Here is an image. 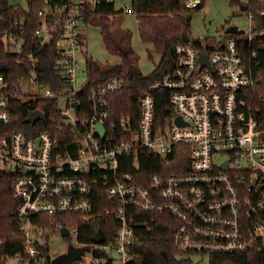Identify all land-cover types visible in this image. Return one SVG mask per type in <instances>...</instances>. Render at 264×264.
<instances>
[{"label": "built area", "instance_id": "1", "mask_svg": "<svg viewBox=\"0 0 264 264\" xmlns=\"http://www.w3.org/2000/svg\"><path fill=\"white\" fill-rule=\"evenodd\" d=\"M42 1L40 23L32 34V71L11 88L0 76V175L12 181L24 238L21 252L0 256L4 264H50L53 257L47 260L42 251L46 236H51V247L57 235L78 239L79 228L49 223L47 218L59 216L67 224L80 218L91 224L97 216L94 198L100 184L111 204L104 212L117 221L116 236L105 243L99 237L96 242H79L90 247L92 256L81 253L71 264H135L134 249L145 245L143 233L152 231L156 215L162 214L176 223L175 248L190 258L207 255L211 264V254L264 249V102L254 105L247 99L256 79L238 39L224 35L213 43L202 41L201 46L177 44L173 70L139 97L136 122L130 116L116 122L111 96L127 87L125 78L113 76L91 88L87 105L77 98L90 78L82 26L91 24L89 6L94 9L106 2L114 5L116 15L125 16L134 14L133 0ZM184 1L188 9L201 4ZM250 20L251 29L243 34L249 40L251 15ZM23 21L15 23L19 34L11 29L3 34L8 50L18 55L26 43L20 36ZM50 45L65 82L59 92L38 81L33 58L34 52ZM201 53L207 54V64ZM85 72L88 79L80 85ZM160 89L170 92L172 113L164 121L157 114L155 92ZM27 100L56 102L50 116L44 108L32 109L43 112L46 120L29 125L48 123L49 130L12 127L13 104ZM98 124L104 126V136L96 132ZM172 153L182 158L177 171L161 168L148 178L137 171L144 156L166 160ZM64 227L67 237L61 235Z\"/></svg>", "mask_w": 264, "mask_h": 264}, {"label": "trees", "instance_id": "2", "mask_svg": "<svg viewBox=\"0 0 264 264\" xmlns=\"http://www.w3.org/2000/svg\"><path fill=\"white\" fill-rule=\"evenodd\" d=\"M205 0H201L194 9H188L184 0H133L132 9L140 21V35L143 42H151L154 51L161 55L160 62L154 71L146 75L142 72L139 61L140 57L132 47V33L123 30L122 21L124 16L116 15L114 5L106 2L92 8H87V17L91 24L101 28L103 42L108 53L117 57L119 61L114 64H102L88 59L90 78L81 89L77 98L81 105L88 104V92L113 76L125 78L127 87L111 96V105L114 118L118 122L121 118L130 116L136 122L139 117V97L146 92L148 87L160 81L168 72L172 71L176 63L175 47L179 43L192 42L198 46L201 40L194 39L191 32L193 13L204 6ZM233 6L241 5L239 0H231ZM43 4L42 0H28V7L12 5L9 0H0V76L10 88L18 83L20 77L29 74L32 69L30 55L36 50V42L32 34L40 20L37 16ZM247 11L252 16L251 40L243 34L227 35L238 39L241 52L252 68L256 79L255 85L247 96L251 104H261L264 98V1L249 0ZM111 18L109 15H112ZM24 19V33L20 34L26 43L23 52L18 55L10 52L3 41V34L7 30L17 33L16 21ZM19 34V33H17ZM151 56V55H150ZM36 59V73L38 81L49 86L55 92L64 88V79L55 68L56 49L50 45L42 51L34 52ZM157 100V114L161 120L170 116L169 97L170 92L160 89L155 92ZM53 100L32 102L27 100L13 104V128H21L25 131L49 130L48 123H38L35 127L25 121L34 108L46 109L47 115L55 114ZM53 129V127H52ZM177 153L170 154L166 160L144 156L141 160L142 166L139 170L150 176L159 173L163 168L167 172L178 170L182 158ZM187 158H185L186 161ZM136 171L135 168L131 172ZM12 181L8 175H0V256L9 257L21 252L24 247V238L19 230L18 202L12 197ZM97 216L91 224L82 222L80 218L76 224L62 222L61 217L48 219L68 228L78 227L80 243H92L99 237L102 243L113 241L118 229L117 221L111 214L104 212L106 207H111L110 200L102 184L96 189L94 198ZM47 222V223H48ZM62 222V223H61ZM152 231H145L143 238L145 245L134 249L135 264H193L192 259L177 251L172 235L176 223L171 220L170 215H156ZM51 236H46V245L42 248L47 260H50L52 251L50 247ZM100 255V254H98ZM210 260L213 264H264V249L248 251L237 254H211ZM211 263V264H212Z\"/></svg>", "mask_w": 264, "mask_h": 264}, {"label": "rangeland", "instance_id": "3", "mask_svg": "<svg viewBox=\"0 0 264 264\" xmlns=\"http://www.w3.org/2000/svg\"><path fill=\"white\" fill-rule=\"evenodd\" d=\"M12 5L28 7V0H9ZM240 4H246L249 0H239ZM229 26H236L248 33L251 29L250 15L247 11L241 10L240 5L233 6L231 0H205L204 6L193 13L191 24L192 37L201 41L214 42L223 38L225 29ZM86 35V56L102 64H114L119 61L117 57L110 55L103 42L101 28L92 24L82 26ZM123 30H129L132 33V47L140 57L139 65L142 72L146 75L151 74L156 65L160 62L161 55L154 51V45L151 42H143L140 35V21L134 14H128L123 17ZM151 55V56H150ZM80 60L85 67L84 56ZM88 79L87 72L80 74L79 84H84ZM76 236L63 238L59 235L52 240V256L65 254L72 247H79L82 253L92 256V251L88 246H80ZM193 264H210L209 256L193 255L191 256ZM13 264V260H8ZM115 264H122L116 260Z\"/></svg>", "mask_w": 264, "mask_h": 264}, {"label": "water", "instance_id": "4", "mask_svg": "<svg viewBox=\"0 0 264 264\" xmlns=\"http://www.w3.org/2000/svg\"><path fill=\"white\" fill-rule=\"evenodd\" d=\"M240 8H241V10H246L247 5L241 4ZM225 33L226 34H232V35H240V34H244L245 31L239 29L236 26H229L225 29ZM201 59H202L203 64H207V54L201 53ZM74 106L76 108H78V103L74 102ZM38 120L45 121L46 115L39 110H35V111L30 112V114H29V116L25 122L27 124L34 125ZM179 121H180V119H178V122ZM96 132L99 133L101 136H104L105 135L104 126L102 124H98L96 127ZM61 235L64 237H67L69 235V230L65 227L62 228L61 229ZM94 241L96 242V241H98V239L95 238ZM81 253H82V251L80 248L72 247L69 249V251L67 253L62 254V255H58L55 258H53L50 264H71L76 259L79 258ZM0 264H4L2 259H0Z\"/></svg>", "mask_w": 264, "mask_h": 264}, {"label": "flooded vegetation", "instance_id": "5", "mask_svg": "<svg viewBox=\"0 0 264 264\" xmlns=\"http://www.w3.org/2000/svg\"><path fill=\"white\" fill-rule=\"evenodd\" d=\"M224 35H225V32H224ZM224 35H223V37H224ZM209 42V41H208Z\"/></svg>", "mask_w": 264, "mask_h": 264}]
</instances>
